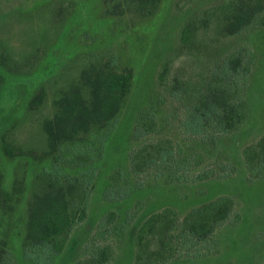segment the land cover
<instances>
[{"label": "trees", "instance_id": "16d2710c", "mask_svg": "<svg viewBox=\"0 0 264 264\" xmlns=\"http://www.w3.org/2000/svg\"><path fill=\"white\" fill-rule=\"evenodd\" d=\"M99 1L100 19L112 23L109 41L123 34L127 26H135L136 23L156 16L162 3V0ZM5 4L30 11L29 22L32 24L30 40L24 48L17 50L16 47L10 49L7 46V49L0 44V97L5 85L12 82L15 53L19 51V54H26L35 48L37 31L34 25L37 24L40 36L44 33L43 38H47L50 34L47 30L49 25L56 31L59 28L55 25L62 24L61 29L73 5L68 0H53L47 4V9L36 0H6ZM43 9L49 16L45 24L41 17ZM257 23L264 26V0H218L181 25L178 35L179 53L175 57L188 55L200 58L211 50L219 53L220 43L240 35ZM94 33L98 34L96 31ZM160 51L151 54L142 79L149 81L148 68L154 62L153 56L159 57L164 52ZM85 52H78L59 67L58 72L48 71L49 75L55 74L54 78L50 76L35 87L30 99L24 104L21 116L0 120V151L3 157L17 160L19 167L27 162L29 155L26 156L14 135L25 122L32 120L41 137L40 148L46 156L55 160L52 168L44 167L31 173L29 178L13 173L12 186L5 178V172L9 170L0 166V264H16L12 262L10 250L11 244H15L17 239L26 263L56 264L65 250L70 233L87 217L98 167L105 159L108 141L134 91L136 72L132 63L123 61L121 54L112 51L110 45ZM164 56L160 57L162 60L157 71V82L174 99L192 103L187 119L183 122L186 132L204 136L206 131L213 128L217 135H228L247 122L250 104L246 87L255 64L252 56L247 57L240 51H234L214 58L213 67H210L211 74L196 81L191 78L169 80L174 56ZM70 69L74 72L67 77ZM15 76L16 79L19 77L17 74ZM140 94L144 99L147 98L148 103L139 108L134 118L133 137L155 134L158 139L132 151L133 172L140 175L152 166L170 169L172 165L177 167L175 171L178 172L182 167L196 163L195 157L178 160L183 150L180 145L158 136L161 127L165 125L158 121L160 104L154 101L149 90H142ZM122 138L125 144L128 139L125 136ZM123 144L116 140L115 146L119 148ZM243 153L247 168L252 173H264V135ZM63 164H73L79 170L75 176L65 175ZM204 174L207 176L208 172ZM115 175H118L119 180L122 179V176L119 178L121 173ZM164 176L161 172L155 175V179L162 178L165 184L170 183V187L174 180L181 181L176 173L171 175V180L170 173ZM138 188L133 193L141 191L143 187ZM130 194L126 186L120 192L109 187L104 192V198L111 202H127L131 198ZM23 199H27V208L21 230L14 216ZM235 210V199L221 195L203 199L184 217L179 216L173 208L153 212L139 220L134 236V228L131 229L130 236L134 237L137 246L133 264H169L174 261L175 253L180 248L213 240L218 230L231 220ZM121 216L122 212H108L104 221L111 226L105 232L120 237L124 235L132 218L128 215L123 220H116L117 217L121 219ZM113 256L111 245L98 243L90 254L74 264H111Z\"/></svg>", "mask_w": 264, "mask_h": 264}, {"label": "rangeland", "instance_id": "374dc122", "mask_svg": "<svg viewBox=\"0 0 264 264\" xmlns=\"http://www.w3.org/2000/svg\"><path fill=\"white\" fill-rule=\"evenodd\" d=\"M36 1L47 9V4L53 0ZM217 1L162 0L156 16L136 23L135 26H127L123 29V34L109 41L112 23L100 19V1L68 0L69 4L72 2L73 5L64 26L60 29L62 24L55 25L59 28L55 31V28L49 25L47 30L50 34L43 38L44 33L40 36L39 28L35 24L34 29L37 31L35 48L26 54H19L18 51L13 56V63L16 61L13 64L15 72L12 82L5 85L0 97V120L4 117L14 119L21 116L24 104L30 99L35 87L50 76L54 78L55 74L49 75L48 71L58 72L59 67L80 51L88 52L93 48L99 50L110 45L112 51L116 50L121 54L123 61L132 63L136 72V83L128 106L108 141L105 159L98 167L94 190L90 194L87 217L70 233L65 250L56 264H74L90 254L98 243L113 247L114 256L111 264H133L137 252L133 236L139 227L140 219L165 208L176 209L178 215L184 217L203 199L221 195L235 199L236 210L231 220L218 230L210 242L195 246L187 245L177 250L174 261L169 264H264V173H252L247 168L243 153L264 135V26L257 23L240 35L220 43L219 53L211 50L200 58L188 55L175 57L177 52L179 53L178 35L181 25ZM5 2L6 0H0L1 47L7 49L16 47L17 50L24 48L29 42L28 39L30 40L32 24L29 22L30 11L9 7ZM41 12L45 24L49 16L45 9ZM94 31L98 34L95 35ZM159 50L164 52L159 57L153 56L154 62L148 68L149 81H146L142 79L146 62L154 51ZM234 51H240L247 57L252 56L255 60L246 87L250 104L247 122L228 135H217L213 128L206 131L204 136L186 132L183 122L187 119L192 103L174 99L169 91L157 82V71L162 60L160 57L174 56L169 80L191 78L196 81L211 74L210 67H213L214 58ZM72 69L67 72V77L73 74ZM15 74L19 76L17 79ZM142 90H149L155 98L154 101L160 104L158 121L159 124L165 125L161 127L158 136L166 137L173 144L180 145L183 152L181 151L178 160L183 158L181 161H185L187 158L195 157L196 163L182 167L178 172L175 171L177 167L174 165L170 169L152 166L146 168L140 175L133 172L132 151L158 139L155 134L133 137L134 118L139 108L144 107L147 102V98L144 99L140 94ZM122 136L128 139L125 144ZM14 138L18 145L24 148L29 158L19 167L17 160L12 161L3 157L0 151V166L4 170H9L5 172V178L10 186L13 184L15 172L29 178L35 171L53 167L54 158L46 156L40 148L41 137L34 121L25 122L20 130L15 131ZM116 140L123 145L117 148ZM62 167L65 175L75 176L79 170L73 164H63ZM118 172L121 173L119 178L122 176L120 180L118 175H115ZM161 172L166 176L170 173V180L171 175L176 173L181 181L174 180L173 186L170 187V183L165 184L162 178L155 179V175ZM205 172H208L207 176ZM22 186L25 188V184ZM125 186L131 193V198L127 202H111L104 198L107 188L111 187L120 192ZM138 187L143 188L133 193L136 188L139 189ZM25 208L27 199H23L17 206L14 216L21 230L26 219ZM110 211L122 212L121 219L117 217L116 220H123L128 215L132 218L126 233L121 237L105 232L110 230L108 226H111L104 221V217ZM133 228V236H130ZM10 255L13 263L29 264L21 255L18 239L15 244H11Z\"/></svg>", "mask_w": 264, "mask_h": 264}]
</instances>
